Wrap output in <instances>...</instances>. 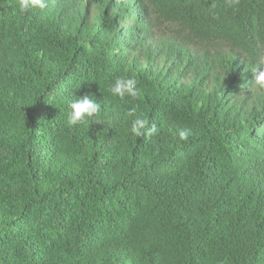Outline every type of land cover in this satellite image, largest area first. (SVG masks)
I'll return each mask as SVG.
<instances>
[{"label": "trees", "instance_id": "trees-1", "mask_svg": "<svg viewBox=\"0 0 264 264\" xmlns=\"http://www.w3.org/2000/svg\"><path fill=\"white\" fill-rule=\"evenodd\" d=\"M256 68L264 0H0V264H264Z\"/></svg>", "mask_w": 264, "mask_h": 264}, {"label": "clouds", "instance_id": "clouds-1", "mask_svg": "<svg viewBox=\"0 0 264 264\" xmlns=\"http://www.w3.org/2000/svg\"><path fill=\"white\" fill-rule=\"evenodd\" d=\"M238 0H228L229 6H233ZM48 7V0H18V8L20 12H28L34 10H44ZM254 83L260 88H264V68L253 69ZM109 92L114 98H119L125 101L126 98L133 100L141 97V90L138 87V82L132 77H119L114 80L109 88ZM70 111L67 115L66 123L69 127L85 124L88 118L94 117L100 112L101 104L91 94L77 96L69 105ZM135 109H132L130 115L135 114ZM131 133L136 137H150L159 134V129L155 124L149 126L146 118L135 116L131 122ZM190 128H184L179 131L181 140H188L191 135Z\"/></svg>", "mask_w": 264, "mask_h": 264}]
</instances>
